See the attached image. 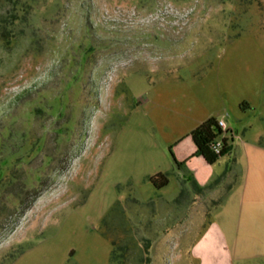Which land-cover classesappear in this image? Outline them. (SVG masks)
Returning a JSON list of instances; mask_svg holds the SVG:
<instances>
[{
	"label": "rangeland",
	"instance_id": "rangeland-1",
	"mask_svg": "<svg viewBox=\"0 0 264 264\" xmlns=\"http://www.w3.org/2000/svg\"><path fill=\"white\" fill-rule=\"evenodd\" d=\"M210 115L236 135L213 163ZM259 131L264 0H0V264H110L112 240L113 264H264L230 220Z\"/></svg>",
	"mask_w": 264,
	"mask_h": 264
},
{
	"label": "crops",
	"instance_id": "crops-1",
	"mask_svg": "<svg viewBox=\"0 0 264 264\" xmlns=\"http://www.w3.org/2000/svg\"><path fill=\"white\" fill-rule=\"evenodd\" d=\"M242 108L243 110L252 108V105L245 102ZM217 118L222 119L228 128V131L223 135L227 139V145L230 147L229 152H231L234 138H236L234 130L223 117ZM238 147L234 152L233 162L236 163V158L239 156L238 164L236 163L239 173L237 172V179L233 180L235 183L229 189L232 197L230 220L237 225L234 229L235 233L247 232L245 238H253L254 235L260 237L264 235V139L259 131L256 137H248ZM241 223L242 230L239 226ZM218 237L223 239L221 230Z\"/></svg>",
	"mask_w": 264,
	"mask_h": 264
},
{
	"label": "trees",
	"instance_id": "trees-1",
	"mask_svg": "<svg viewBox=\"0 0 264 264\" xmlns=\"http://www.w3.org/2000/svg\"><path fill=\"white\" fill-rule=\"evenodd\" d=\"M9 35L4 34V40L7 44L14 40L13 35ZM223 134L224 132L219 125L218 118L216 116L210 115L202 120L190 131L191 139L195 144V151L193 152V155H200L206 162L213 163L221 155L228 153L230 147L227 145V139ZM217 138H221L222 142L220 152H215L212 148V143ZM148 178L156 187H162L168 182L167 173L162 171H158L155 174L150 175ZM112 243L113 248L110 253V264H113L115 261L121 262L124 259V253H120L116 250L114 240H112ZM118 257H121V260H117Z\"/></svg>",
	"mask_w": 264,
	"mask_h": 264
},
{
	"label": "built area",
	"instance_id": "built-area-1",
	"mask_svg": "<svg viewBox=\"0 0 264 264\" xmlns=\"http://www.w3.org/2000/svg\"><path fill=\"white\" fill-rule=\"evenodd\" d=\"M219 125L221 126L223 132H227L228 128L226 126V124L224 123V121L222 119H218ZM222 147V142H221V138H217L213 143H212V148L214 149L215 152H220Z\"/></svg>",
	"mask_w": 264,
	"mask_h": 264
}]
</instances>
